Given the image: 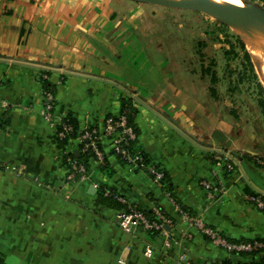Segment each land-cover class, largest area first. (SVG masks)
Masks as SVG:
<instances>
[{"label":"crops","instance_id":"obj_1","mask_svg":"<svg viewBox=\"0 0 264 264\" xmlns=\"http://www.w3.org/2000/svg\"><path fill=\"white\" fill-rule=\"evenodd\" d=\"M149 6L0 0V228L14 233L1 239H16L17 264H181L182 251L192 264L236 258L184 221L170 196L229 241H264V209L251 200L264 197V107L219 103L176 45L153 46L142 26ZM43 74L54 86L50 119ZM123 96L135 108L136 145L161 177L131 168L114 152L113 138L101 136L103 161L91 155L86 179L68 181L55 125L69 113L79 132L101 126L120 113ZM81 142L75 137L70 150L84 152ZM217 150L232 153L235 168L226 193L211 200L200 181L217 182L210 158ZM128 201L158 207L172 224L121 228L117 212Z\"/></svg>","mask_w":264,"mask_h":264},{"label":"rangeland","instance_id":"obj_2","mask_svg":"<svg viewBox=\"0 0 264 264\" xmlns=\"http://www.w3.org/2000/svg\"><path fill=\"white\" fill-rule=\"evenodd\" d=\"M149 7L152 10L142 21L143 35L153 46L169 48L176 45L177 54L189 62L194 61L193 66L199 67L200 75L201 67H204L202 84L215 88L219 103L264 102V90L246 46L249 40L239 29L199 11ZM212 74L217 77L213 83L210 82ZM2 233L6 236L14 234H7L0 228V264L19 263L22 257L16 239H1ZM23 264H31V261L27 262L25 258Z\"/></svg>","mask_w":264,"mask_h":264},{"label":"built area","instance_id":"obj_3","mask_svg":"<svg viewBox=\"0 0 264 264\" xmlns=\"http://www.w3.org/2000/svg\"><path fill=\"white\" fill-rule=\"evenodd\" d=\"M257 3L264 7V0L257 1ZM43 78H47V75L43 74ZM42 97L44 104V113L45 116L49 119L52 116L54 110V94L52 89H43L42 88ZM62 120L59 122L61 123ZM58 123V124H59ZM91 128V129H90ZM86 128L83 132L78 135V138L81 140H87V144L91 146L92 155L97 160V162H102L104 159L103 150L101 146L99 147L95 142V137L100 138L101 136H108L113 138V149L118 153L121 158L129 165L131 168H147L155 175V178L158 179L161 177V172L157 171L154 167L147 166L143 161V156L139 151H131L127 148V140L134 139L136 134L134 128L131 125L127 124L126 116L122 112L116 116H108L104 119L101 126H91ZM70 129V126L61 123L60 129L55 133L57 134L58 139H62L66 136V132ZM96 135V136H94ZM74 138H72L73 141ZM65 149H62L63 160L65 161V173L66 179L71 182H79L86 179V166L83 162L65 154ZM214 163V174L218 178L216 183H210L206 180H201L200 185L205 190L206 195L209 199L215 200L223 196L227 191V185L224 180L228 177L225 174V169H231V163H235L234 156L231 153L224 151V153H217L213 158ZM259 163L264 165V160L259 159ZM171 201L175 204L181 218L188 222L190 225L194 226L201 233L207 235L213 242L222 246L225 250L230 253H235L238 251H248L251 249H258L262 253L264 252V242L259 240H253L251 242L246 241H229L221 231L207 225L205 221L187 210H184L178 202L175 201L174 197L170 196ZM251 200L256 203L257 206L264 209V200L259 195H253ZM152 209L157 213L160 218V222L150 220L147 218L143 212L136 209L134 206H127L124 209L117 212V222L119 226L123 229L131 228H140L144 230L150 229H162L163 224H172L171 219L166 218L163 212L158 207H152ZM165 235V245L170 244V239L163 230ZM146 255H151V249L147 248L145 250ZM178 260L181 264H192L190 257L185 251H182L178 255ZM116 264H125L124 259L119 258ZM210 264V263H203ZM213 264H222V263H213ZM234 264V263H226ZM264 264V263H263Z\"/></svg>","mask_w":264,"mask_h":264},{"label":"trees","instance_id":"obj_4","mask_svg":"<svg viewBox=\"0 0 264 264\" xmlns=\"http://www.w3.org/2000/svg\"><path fill=\"white\" fill-rule=\"evenodd\" d=\"M201 69H202L201 78L203 79V77H204L203 73L205 72L206 69H204V67L203 68L201 67ZM215 81H217V77H216L215 74H212L210 82L213 83ZM41 83H42V88L43 89H45V88L46 89H52L53 94H54V86L49 82V80L47 78L41 77ZM208 89H209V91H210V93L212 95L215 94V88L214 87H208ZM261 103H262V105L264 107V102L261 101ZM54 105H55V100H54ZM121 112L123 114H125L127 124L131 125L134 128V132L136 134V137L134 139L127 140V144H126L127 148L129 150H131V151H139V153L143 156V161L145 162V164H147V165L150 164L151 162L146 157V155L143 152L142 148H139V146L136 145L137 144L138 131H137V128H136L135 123H134L135 108L133 106L132 99L130 97H128V96L121 97V110H120V113ZM62 122H64L68 126H70V129L66 132V136L63 137L62 139H58L56 133H55V137L57 139V142L59 143V145L63 149H65L66 146H68V148L69 147L71 148L70 145H72V138H75L78 135H80L83 132V130L79 132L78 125H77L76 120H75V118L73 117L72 114L67 113L62 118ZM61 123L55 125L56 132L60 129ZM90 127H88V128H90ZM94 136H96V135H94ZM95 142H96V144L99 147L101 146V142H100L99 138L95 137ZM87 143L88 142L86 140H82V142L80 143L81 144L80 148H82L83 146L85 147V151L84 152L78 151V153L75 154L74 151L72 149L70 150V148H69V149H65V151L68 150V151L65 152V154L69 155V156H71V157H73V158H75V159H77V160H79V161H81L83 163H86V159L93 154L91 146L89 144H87ZM217 153L218 152H216V153L211 155L210 158H211L212 162L215 161L213 158H214V155L217 154ZM116 154H117V156L119 158H121L118 153H116ZM64 164H65V161H64ZM158 167H159V165L155 166L156 169H158ZM234 168H235V164L231 163V169L230 170H228V169L226 170L225 169V174H230L234 170ZM163 177H164L163 180H165V178H166V173L165 172H163ZM110 198H113V197L111 196ZM261 198L264 200V197H261ZM127 206H134L136 209H138L141 212H143V214H145L148 219L160 222V218L158 217L157 213L152 208L149 209L147 207L140 206V205H138L136 203H133L131 201H128L127 203H120V207H127ZM150 230H153V229H150ZM255 240L262 241L260 239H255ZM245 241L246 242H251L253 240H245ZM232 254H234V253H232ZM235 254H236V258L235 259H227V260L222 261L220 263H222V264H226V263H234V264H263L264 263V252L262 253L258 249H251V250H248V251H238V252H235Z\"/></svg>","mask_w":264,"mask_h":264},{"label":"water","instance_id":"obj_5","mask_svg":"<svg viewBox=\"0 0 264 264\" xmlns=\"http://www.w3.org/2000/svg\"><path fill=\"white\" fill-rule=\"evenodd\" d=\"M151 5L199 11L231 25L264 50V7L255 0H134ZM224 153L223 150H217ZM93 188V187H92Z\"/></svg>","mask_w":264,"mask_h":264},{"label":"bare ground","instance_id":"obj_6","mask_svg":"<svg viewBox=\"0 0 264 264\" xmlns=\"http://www.w3.org/2000/svg\"><path fill=\"white\" fill-rule=\"evenodd\" d=\"M229 1L236 3L240 2V0H229ZM246 46L251 55L253 65L259 76V79L264 86V50L262 49V47H260L259 45H257L252 41H248Z\"/></svg>","mask_w":264,"mask_h":264}]
</instances>
